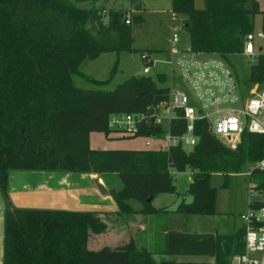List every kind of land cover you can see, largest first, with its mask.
<instances>
[{
    "label": "trees",
    "instance_id": "1",
    "mask_svg": "<svg viewBox=\"0 0 264 264\" xmlns=\"http://www.w3.org/2000/svg\"><path fill=\"white\" fill-rule=\"evenodd\" d=\"M172 9L185 15L184 26L196 50L217 52L233 66L242 86L264 84V53L239 76L230 54L242 52L245 35L255 30L254 15L264 9L258 0H206L196 9L194 0H172ZM101 7L82 8L70 0H0V188L8 191L12 170L118 172L120 188L111 194L120 212L155 213L166 210L153 203L161 192H177L175 173L192 168L188 192L177 209L190 213L217 212V187L213 172L241 171L264 153V133L245 131L236 148L225 144L209 129L206 118L195 122L197 141L187 148L93 147L91 131L109 134L111 114L147 112L168 98L166 71L157 77L131 75L113 88L83 87L75 73L94 84L112 79L86 73L80 65L102 52L133 50V29L121 13L104 20ZM117 62L112 68L116 69ZM161 82V83H160ZM187 121L172 119L173 132H183ZM167 125L149 119L134 134L164 136ZM126 133H124L125 135ZM131 135V134H127ZM251 177L264 188V171L254 168ZM130 199L141 202L134 209ZM259 205L260 200H255ZM10 206L4 215L3 264H163L153 251L134 239L117 248L92 249L90 230L101 231L105 222L96 211L35 206ZM243 225L233 233H195L171 230L166 253L216 255L227 262L245 249Z\"/></svg>",
    "mask_w": 264,
    "mask_h": 264
},
{
    "label": "built area",
    "instance_id": "2",
    "mask_svg": "<svg viewBox=\"0 0 264 264\" xmlns=\"http://www.w3.org/2000/svg\"><path fill=\"white\" fill-rule=\"evenodd\" d=\"M177 16L178 13L172 11L167 57L157 58L150 51L140 53L144 73H149L155 62L168 64V98L147 112L113 113L109 125L134 135L139 131L142 120L153 117L156 122L163 123L165 119L167 130L164 136L152 135L153 138L146 140L147 144L157 141L163 149L172 145L195 144V122L199 118H206L210 131L231 148L238 146L247 130L264 133V84L253 82L242 86L235 69L221 54L196 50L191 43L182 45L181 25L174 21ZM131 19L128 16L126 22L130 23ZM181 22L184 25L183 19ZM258 39H264V27L245 35L242 54L249 57L251 64L264 53V46L257 42ZM175 118L187 121L185 131L177 133L170 129L169 123ZM251 164L249 175L254 168L264 171V153ZM256 186V182L251 184L252 189ZM259 200V205L250 203L248 209L241 213L246 227L245 249L233 255L228 264H264V198Z\"/></svg>",
    "mask_w": 264,
    "mask_h": 264
},
{
    "label": "crops",
    "instance_id": "3",
    "mask_svg": "<svg viewBox=\"0 0 264 264\" xmlns=\"http://www.w3.org/2000/svg\"><path fill=\"white\" fill-rule=\"evenodd\" d=\"M122 135L124 133L117 129H113L109 134L104 131H91L90 143L93 147L98 148H123L118 147L121 146L119 138ZM151 145L145 142L146 147ZM145 146L143 148H146ZM156 147H159V143L153 148ZM253 182L256 181L253 180ZM121 186L117 185V177L113 171L81 172L18 169L12 170L10 173L7 192L12 204L16 206L96 211L97 215L105 222L106 227L101 231L90 230L88 246L92 249L117 248L134 239L139 246H144L153 251L154 257L158 261L168 260L172 262L171 264H228L230 262L231 258L229 261L224 262L216 255L211 254L166 253L164 251L166 234L171 230L195 233H233L244 225V220L239 223L235 222L231 227H222L218 220V217H221L219 215H223L221 214L223 211L220 209L212 214H187L178 210L177 207L182 199L190 201L192 195H190V199H187L189 198L188 194L182 197L177 194L173 198L164 194L166 192L158 193L153 199L155 206L166 207L164 211L122 213L118 202L110 191L112 187L120 188ZM255 188L257 191H263L262 188L257 186ZM251 190L253 189L251 188ZM263 198H251L249 204ZM133 201L134 199H130L134 209H140L142 204L136 206ZM6 206L7 199L0 188V264H3L4 255V215Z\"/></svg>",
    "mask_w": 264,
    "mask_h": 264
},
{
    "label": "rangeland",
    "instance_id": "4",
    "mask_svg": "<svg viewBox=\"0 0 264 264\" xmlns=\"http://www.w3.org/2000/svg\"><path fill=\"white\" fill-rule=\"evenodd\" d=\"M70 1L82 8H103L105 21L109 20L112 14L115 15L117 13H121L123 18L130 16L132 18L131 26L134 37L133 50H124L120 53L116 51H106L95 59L86 58L80 65L81 70L103 79L110 77L112 73V79L109 83L103 85L94 84L89 79L75 73L73 77L74 82L77 85L83 87L100 86L102 88H113L117 83L123 81L125 78L133 74H144V63L140 57L141 52L150 51L153 53V55L160 59L167 57V50L169 49L168 38L172 32V0H139L135 5L132 6L130 5V0ZM258 2L260 4V8L264 9V0H258ZM184 17V14L178 13V16L174 19V21L181 25L179 32L182 45H188L190 43L189 32L181 22ZM262 21V13H256L254 15L256 30L262 27ZM257 42L264 46V39H258ZM230 59L236 67L239 76L243 78L246 77L251 66L249 57L242 54V52H236L230 54ZM115 62H117V66L112 72ZM160 71L169 72L168 64L162 61L155 62L151 71L147 74L157 77V74ZM164 84L169 85L170 80L167 79ZM163 124L167 125V120L164 119ZM147 138H153V136L146 134H125L119 138L121 146L118 147L143 148ZM164 143L165 141H163V145ZM157 144V142L153 141L152 145L147 147L153 148ZM187 148H190V145L187 146ZM250 166H252L251 163ZM248 170L249 167H246L241 171L231 172L228 176V183L226 185H223L225 180V175L223 172L216 171L211 175V182L217 187V209L223 211L221 213L223 215H219L221 217H218L222 227H231L235 222H242L243 219L241 217V213L248 209L250 199L264 197V191H257L256 188L251 190L253 179L248 174ZM192 171V168L188 167L184 171L176 172L174 176V182L177 187V192H166L164 194H167L173 198L176 197L177 194L180 195V197L188 194L189 198L187 199H190L191 194L188 193L187 188L192 179ZM114 174L117 177V185H122L123 182L119 173L114 172ZM133 202L134 205L141 206V202L139 200L134 199Z\"/></svg>",
    "mask_w": 264,
    "mask_h": 264
},
{
    "label": "water",
    "instance_id": "5",
    "mask_svg": "<svg viewBox=\"0 0 264 264\" xmlns=\"http://www.w3.org/2000/svg\"><path fill=\"white\" fill-rule=\"evenodd\" d=\"M139 0H130V5H135ZM195 1V7L196 9H205L206 8V0H194ZM117 18V14H115V20ZM154 121V118H150L149 119V122L152 123ZM4 192V195L7 199V203L13 207V204L9 198V195H8V192L7 191H3ZM162 263L163 264H171L172 262L171 261H168V260H162Z\"/></svg>",
    "mask_w": 264,
    "mask_h": 264
}]
</instances>
